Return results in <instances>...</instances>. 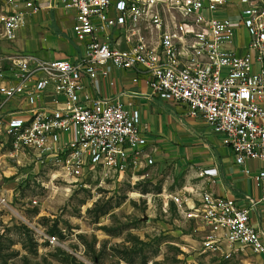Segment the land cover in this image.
I'll return each instance as SVG.
<instances>
[{
  "label": "built area",
  "instance_id": "2783aa9c",
  "mask_svg": "<svg viewBox=\"0 0 264 264\" xmlns=\"http://www.w3.org/2000/svg\"><path fill=\"white\" fill-rule=\"evenodd\" d=\"M3 1L8 43L18 39L28 16L62 7L76 12L73 31L84 46L75 62L0 56V141L15 152L73 177L99 167L153 166L140 112L120 99L84 94L85 79L109 80L113 66L142 81L147 98L183 105L203 120L224 138L238 166L254 161L264 168V0ZM240 28L249 35L244 55L236 49ZM253 180L264 199V169ZM197 204L194 211L214 234L264 253L248 210L208 190Z\"/></svg>",
  "mask_w": 264,
  "mask_h": 264
},
{
  "label": "rangeland",
  "instance_id": "374dc122",
  "mask_svg": "<svg viewBox=\"0 0 264 264\" xmlns=\"http://www.w3.org/2000/svg\"><path fill=\"white\" fill-rule=\"evenodd\" d=\"M8 14L0 0V56L40 58L4 39ZM155 160L73 177L0 141V264H255L250 248L229 244L194 211L200 197L185 190L186 173Z\"/></svg>",
  "mask_w": 264,
  "mask_h": 264
},
{
  "label": "crops",
  "instance_id": "0c3cea01",
  "mask_svg": "<svg viewBox=\"0 0 264 264\" xmlns=\"http://www.w3.org/2000/svg\"><path fill=\"white\" fill-rule=\"evenodd\" d=\"M235 13L237 11H229L230 15ZM75 16V11L62 7L28 16L15 41L17 48L19 44L28 45L42 60L77 61L84 46L77 42L73 31ZM248 44V32L240 28L237 52L244 55ZM48 52H53L54 59ZM108 69L109 80L98 78L93 82L85 79L84 94L90 99H120L126 107L138 110L142 127L146 129L147 151L152 157L173 163L185 172V190L194 191L199 197L202 190H208L248 210L251 224L264 243V199L253 180L264 169L263 165L248 161L244 166H238L231 149L224 144V138L213 133L203 120L191 118L185 106L149 99L145 96L148 88L142 81L134 83L132 72L113 66ZM244 169L251 172L249 177L244 174ZM253 253L255 264H264V253Z\"/></svg>",
  "mask_w": 264,
  "mask_h": 264
}]
</instances>
